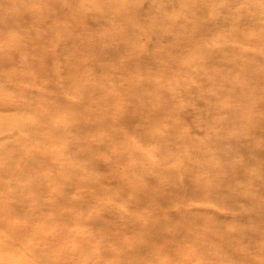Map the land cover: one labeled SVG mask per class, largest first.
Masks as SVG:
<instances>
[{
    "label": "rangeland",
    "instance_id": "374dc122",
    "mask_svg": "<svg viewBox=\"0 0 264 264\" xmlns=\"http://www.w3.org/2000/svg\"><path fill=\"white\" fill-rule=\"evenodd\" d=\"M27 1L51 9L49 18L45 12L36 15L38 27L29 11L18 18L23 9L17 6ZM64 1H0V14L10 22L0 31V59H15L9 67L0 65V146L8 145L7 154L14 155L9 171L0 174V264H146L142 255L115 259L131 245L141 248L151 264H264V218L245 212L258 206L264 213L259 172H264L259 136L264 111L256 103L264 104V0H202L200 8L188 12L169 8L166 18L179 23L164 29L162 39L138 27L126 29L113 9L102 17L96 9L81 21L86 35L72 33L78 41L59 24L78 5L63 6ZM116 2L142 21L173 6L169 0H136L137 7L131 0ZM55 12L58 17L52 18ZM113 28L130 31V42L143 41L146 48L135 43L140 49L134 54L119 46L108 51L114 39L107 31ZM37 31L44 32L34 43L40 54L30 45ZM87 39L96 46L88 47ZM145 52L151 57L146 65ZM98 56L102 65L94 70ZM39 65L50 70L34 75ZM72 72L80 78L68 82ZM28 73L31 84L13 79ZM75 82L82 89L97 85V94L69 96ZM98 87L113 101L103 105ZM58 92L66 98L55 99ZM73 102L80 105V116L67 111L84 118L79 129L64 119L66 111H54ZM17 105L21 114L22 108L25 115L33 114L35 129L7 124L4 119L13 117L6 111ZM230 108L240 109L239 114ZM126 114L136 119L129 130ZM214 132H222V139L240 137L230 166L223 164L224 157L218 159V151L233 146L210 139ZM183 135L199 146L181 144ZM65 143L72 152L63 150ZM4 162L7 157H0ZM66 162L75 164L71 175L63 173ZM204 164L210 171L200 172ZM128 165L131 175L121 180L119 172ZM190 210L194 221L182 223V214ZM15 227L21 229L14 232ZM221 245L234 248L228 252Z\"/></svg>",
    "mask_w": 264,
    "mask_h": 264
},
{
    "label": "bare ground",
    "instance_id": "6f19581e",
    "mask_svg": "<svg viewBox=\"0 0 264 264\" xmlns=\"http://www.w3.org/2000/svg\"><path fill=\"white\" fill-rule=\"evenodd\" d=\"M2 1V0H0ZM60 0H54V3H58ZM117 0H66V2L64 1L62 4L63 6L65 4L67 5H72V4H78V5H75V6H72V9L70 8V13L69 15H65L63 17H61L63 20H65V22H61L59 23L61 28L64 29V26L66 25V30L64 29L65 31V34L71 39L73 37H75L78 40H80L76 35L72 34L75 30H79L81 31L83 34L86 35L88 29L86 28V26H84V24L81 23L82 19L84 20H87L88 18H91L94 14H95V11L96 9L98 10L96 12L97 16L98 17H102L104 14L107 13L108 10H111L113 9L119 20L122 21V24L123 26L128 29V28H132V30H136V28L138 27L139 30L141 31V33H147V34H150V35H155L157 37H159L160 39H162L163 37V30L164 29H167L168 27H174L175 25H177L179 23V20L177 19H170V18H166V15H167V12L170 9H174V11H177V8L178 10H181V11H185V12H188L187 9H191V10H195L197 8H200L202 5H203V1L202 0H169V2L173 5V6H164V8L161 9V11L159 12V15L155 18H153L152 20L150 21H142L141 20V15H137V16H133V15H130L128 13V6L127 5H121V3H117L116 2ZM118 1H123V0H118ZM137 7V3H136V0H131ZM168 1V0H167ZM184 1V2H183ZM81 3V4H79ZM40 7H37V6H34L32 4V1H27V3L25 4V6H21L20 4L17 6L18 9H23V12H20L19 15H18V18H24L26 16H24V14L29 11V13L32 15L30 17L32 22L34 23V26L38 27L39 23L37 21V19L35 17H38L36 15H39L43 12L46 13L47 17L49 18V11L51 10L50 8H48V6H45V5H38ZM58 5L56 6H53V7H58ZM68 7V6H66ZM12 8V7H11ZM17 9V10H18ZM22 14V15H20ZM27 15V14H26ZM52 18H56L58 17V15L55 13H52ZM38 23V25H37ZM10 25V22L7 21L5 18H3V15L0 14V31L2 33V30L5 31V27L6 26H9ZM167 26V27H166ZM166 27V28H165ZM41 32L42 31H37L35 32V34L32 36L31 41H30V45H31V48L33 49V47L35 48V53L36 54H40V50L38 48V46L34 45V43H36L39 39H42L41 38ZM109 33V35L114 39V43L112 44L111 47L108 48V51L109 50H112V47L113 46H119L121 47L122 49H125L129 54H134V53H137L139 52V49L135 43H139L141 44L142 47L146 48V45L144 44L143 41H135V42H130V31H123V30H117L116 28H113V29H110L107 31ZM43 35H44V32H42ZM103 35V34H102ZM101 35V36H102ZM90 36V35H88ZM99 35H94L93 37H101ZM64 41V40H63ZM67 42V41H65ZM87 42V45L88 47H95L96 46V41L95 40H92V39H87L86 40ZM105 42L102 41V44H104ZM165 45V44H164ZM164 45L162 44L161 45V48L164 49ZM0 50H1V46H0ZM141 50H143V48H141ZM14 53V52H13ZM48 56L49 54L46 53ZM143 56H141V58L143 57V63L144 65L148 64V63H145L148 58H151L150 57V54L148 53H142ZM15 57V54L13 55ZM50 57V56H49ZM96 63L95 64H92V66H95L94 67V70H98L99 67H101L102 65V58L100 56H98L96 58ZM14 60L15 59H5V60H1L0 59V65L2 64H5V65H8V67L14 63ZM53 60V58H52ZM211 60V63H209L210 65L213 63V59H210ZM259 61H261V59H258ZM142 63V60L139 59V61L137 62L136 65H140ZM72 62L71 63H66L65 65V72H64V76L65 74L70 70L72 69ZM47 70H50L49 68H44L42 66H38V68H36L34 70V72H32L34 75H40V76H44V72L47 71ZM80 74L77 72V73H74L72 72V74L70 75H67L66 76V80H68V82L71 80V81H74L75 80V77L77 78H80L79 77ZM33 76L31 75V73H28V74H25V75H19V74H16V75H13V79L15 80H18L20 81L21 83H24V82H28L30 83V80H32ZM69 77L71 79H69ZM33 81V80H32ZM70 81V82H71ZM80 82H82V79H80ZM32 83V82H31ZM30 83V84H31ZM140 85H144V81L142 82V84ZM97 86V85H96ZM96 86L95 87H85L82 89L81 88V85H77V83H72L71 84V89H70V92H68L69 96L72 95V96H75L79 93L83 94L84 96L87 97V92H91V93H96L97 94V91H96ZM250 87V86H249ZM15 92H17V88L14 89ZM98 90L102 92V102H103V105L104 104H109L110 103V100H112V97L110 96L111 93L109 92H105L104 89H102L101 87H98ZM121 92V91H119ZM59 93V92H58ZM17 95V94H16ZM20 95V94H19ZM9 95H7L8 97ZM66 98L64 95L62 94H58L57 96H55L54 98L55 99H61V98ZM44 98L45 99H48L49 96H46L44 95ZM51 98V97H50ZM71 100H68L66 103H69ZM113 101V100H112ZM77 102V101H76ZM76 102H73L71 103L72 105L71 106H68L67 109L66 107H63L59 110H54V111H57V112H61V111H66L67 112V115L64 117V119H66L70 126L73 125L74 128H81L83 126V120L84 118L83 117H76L74 114H68L69 110L72 109L71 112H75V113H78L76 111V107H80V105H78ZM65 103V104H66ZM257 104H259V106L263 109L264 111V104H263V101L262 102H257ZM46 104V103H44ZM64 104V103H63ZM5 106V105H4ZM21 107H19V105L16 106L15 110H12V111H6V112H10L11 115L13 118H9V116L7 117V119H4V120H7V124H10L11 121L13 123H15V128H18V129H21L23 131H30V130H33L35 129L31 122L33 120V114L31 112H26V115L24 114V109L22 108V111L23 113L21 114L20 110ZM68 110V111H67ZM230 113L233 114L234 116H237L240 112V109L238 108H230ZM61 114V113H60ZM79 116L81 113H78ZM127 116H122L124 121H125V128L126 129H130L133 125H135L136 123V119L135 117L131 116V115H128L126 114ZM42 121V120H41ZM262 123L264 124V119L262 120ZM221 124V123H220ZM43 124H40V126L42 127ZM0 127H2V124H0ZM221 127L223 128V124H221ZM33 128V129H32ZM71 130V129H70ZM223 131V129H222ZM222 132H214V133H210V139H218L219 141H223L225 142V144L228 146H233L232 148H229V149H223V148H220L219 149V156L218 159H221L224 157V160H223V164H225L226 166H230V162L232 161V155H233V151L235 150L234 148H237V146L240 145V137H237L235 136L234 138H227V139H222L223 136L221 134ZM50 135L52 137H54L55 139L57 140H61V136L59 133L57 134H54V132L50 133ZM187 137L189 136L188 133L185 134ZM259 136L261 137V139L264 141V129L259 133ZM181 144H183L184 146H187V147H190V148H193V147H197L199 146V144L196 143V141H192L190 139V137L188 139H185L184 135L181 137ZM202 144H207L206 141H204ZM63 146V150L65 152H72L71 148V144H62ZM210 146H213V145H210ZM5 147H8V145L6 144H2L0 146V157H7V162H4L3 164L0 163V174H3L5 172H8L10 166L9 165H12V162L14 160V155H10V154H7L9 152H11V150L7 151L5 150ZM135 147V146H134ZM216 148L218 149L219 146H213V148ZM260 149L263 150V158H264V147H261ZM233 150V151H232ZM259 150V149H258ZM257 150V151H258ZM257 151H254L255 153ZM124 155V152H117L116 153V157L117 158H121L122 156ZM204 156V155H203ZM230 156V157H229ZM63 157V154L59 155L58 153L55 154V158L56 159H62ZM220 161V160H219ZM180 162L183 163L185 162L184 159L180 158ZM216 162V161H215ZM221 162V161H220ZM121 160H118V162H116L115 164H121ZM264 163H262L261 165H263ZM118 166V168H119ZM207 166L204 164V165H201L200 166V172H203V173H206L207 170L210 171L211 167L209 168H206ZM74 168H75V164H70L68 162H66V164L64 165L63 167V173L66 174V175H71L74 171ZM125 168V167H124ZM213 169V168H212ZM19 171V170H18ZM77 172V171H76ZM260 173H262V175L264 176V172L262 171H259ZM232 173V172H231ZM120 174V177H121V180H125L126 178H129L131 173H130V166L128 165V168H125V170H121L119 172ZM233 175V174H232ZM95 179L94 176L90 177V179ZM134 181V184L137 185V183L141 184V181L140 179H133ZM133 185V183H132ZM138 186V185H137ZM261 186L264 187V183H261ZM127 187H125L124 189H126ZM127 192H132V191H129V190H126ZM199 191H202V190H199ZM231 193V192H230ZM237 201V198L235 197L234 200L232 201L234 204L235 202ZM245 212L248 214L249 217H255L257 219H261V218H264V213H260L258 211V206H255L253 207L252 209H247L245 210ZM156 222L159 221V217H157L155 219ZM194 221V214H193V211L190 210V211H187V212H184V214H182V223H191ZM224 221V220H222ZM156 225H161L160 223H155ZM14 229V232H18L21 228H13ZM216 228L214 227L212 229L215 230ZM153 232V231H152ZM150 233V232H149ZM151 234V233H150ZM149 236V235H148ZM151 236L155 239L156 236L153 234H151ZM149 238V239H148ZM151 237H147L148 241L149 242H152V240H150ZM225 244L227 245L228 243L225 242ZM133 245H131L130 247H127V248H124V250H126V252L124 253V255L120 258L119 256H116L115 259L116 260H126L128 259L130 256L132 255H142L141 256V259L142 258H146L147 260V263L146 264H151L152 263V260L150 259L148 261V257H147V254L145 255V253H143V250L141 248H138V247H133ZM200 246L201 247H205V244L200 241ZM150 245L147 244L146 248L145 249H149ZM222 247H225V245H221V248ZM229 247H232L234 248V245H229ZM229 247L226 246L224 249L226 251H230L229 250ZM132 248V249H131ZM143 253V254H142ZM131 264H136V263H131ZM253 264H256V263H253ZM257 264H259V262H257Z\"/></svg>",
    "mask_w": 264,
    "mask_h": 264
}]
</instances>
